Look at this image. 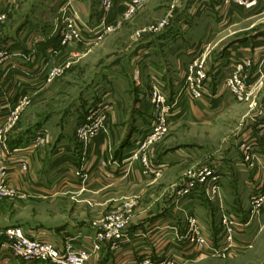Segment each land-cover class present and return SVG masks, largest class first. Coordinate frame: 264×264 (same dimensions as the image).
<instances>
[{"label": "rangeland", "instance_id": "1", "mask_svg": "<svg viewBox=\"0 0 264 264\" xmlns=\"http://www.w3.org/2000/svg\"><path fill=\"white\" fill-rule=\"evenodd\" d=\"M70 1L0 0V247L264 264V0Z\"/></svg>", "mask_w": 264, "mask_h": 264}, {"label": "built area", "instance_id": "2", "mask_svg": "<svg viewBox=\"0 0 264 264\" xmlns=\"http://www.w3.org/2000/svg\"><path fill=\"white\" fill-rule=\"evenodd\" d=\"M68 2L71 1L67 0V3ZM66 9L65 6V10ZM68 16L71 18L73 17L70 14H68ZM78 34L76 30L68 32L65 45L68 46L70 43L72 44L75 39H79ZM158 88L161 90H158V97L164 101L166 98L165 92L160 86H158ZM161 127L159 129H162ZM4 236L6 240L0 249L28 262L39 261L51 264H87L89 260V255L74 251L71 246V251L66 255L51 241L47 239H32V237L26 235L20 228L9 229L4 233ZM108 238L109 236L105 235V239L107 240ZM115 238L118 237L115 236Z\"/></svg>", "mask_w": 264, "mask_h": 264}, {"label": "crops", "instance_id": "3", "mask_svg": "<svg viewBox=\"0 0 264 264\" xmlns=\"http://www.w3.org/2000/svg\"><path fill=\"white\" fill-rule=\"evenodd\" d=\"M91 14H92V12L90 11L89 17L92 16ZM35 33H36V31H35ZM34 80H35V78H32V83L38 82V81H34ZM65 137L66 136H63L64 142L61 143V145H63L64 148L69 147L72 143V142H67L65 140ZM35 236H38L39 239L49 238V236H47L44 233H41V234H38ZM141 244L142 243H140V246H141ZM138 249L139 248H137L134 253L132 250L131 251L128 250L127 253H123L122 255H102V256L101 255H95L91 258V261L89 262V264H100L99 263L100 259H102L101 264H136V260H138L140 257H139V255H135V253L136 252L140 253L143 250V248H141L140 250H138ZM0 264H51V263L28 262V261L24 262V260L15 259V258H11V257L6 256V257H0Z\"/></svg>", "mask_w": 264, "mask_h": 264}]
</instances>
